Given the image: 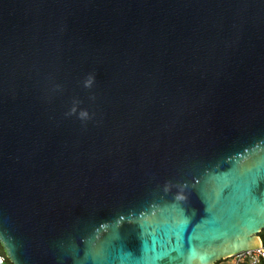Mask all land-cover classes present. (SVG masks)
<instances>
[{
  "label": "water",
  "instance_id": "1",
  "mask_svg": "<svg viewBox=\"0 0 264 264\" xmlns=\"http://www.w3.org/2000/svg\"><path fill=\"white\" fill-rule=\"evenodd\" d=\"M262 231L264 0H0L12 264H216Z\"/></svg>",
  "mask_w": 264,
  "mask_h": 264
},
{
  "label": "built area",
  "instance_id": "2",
  "mask_svg": "<svg viewBox=\"0 0 264 264\" xmlns=\"http://www.w3.org/2000/svg\"><path fill=\"white\" fill-rule=\"evenodd\" d=\"M260 246L249 251L239 252L229 258H233V264H264V239L260 236ZM6 254L0 253V264H8Z\"/></svg>",
  "mask_w": 264,
  "mask_h": 264
},
{
  "label": "rangeland",
  "instance_id": "3",
  "mask_svg": "<svg viewBox=\"0 0 264 264\" xmlns=\"http://www.w3.org/2000/svg\"><path fill=\"white\" fill-rule=\"evenodd\" d=\"M233 261H234L233 258H227L219 261L218 264H233Z\"/></svg>",
  "mask_w": 264,
  "mask_h": 264
},
{
  "label": "trees",
  "instance_id": "4",
  "mask_svg": "<svg viewBox=\"0 0 264 264\" xmlns=\"http://www.w3.org/2000/svg\"><path fill=\"white\" fill-rule=\"evenodd\" d=\"M260 236L264 239V231H262L261 233H260ZM0 253H3V254H5L4 253V250H3V247L1 246V244H0ZM8 264H12L9 260H8ZM216 264H218V262L216 263Z\"/></svg>",
  "mask_w": 264,
  "mask_h": 264
}]
</instances>
